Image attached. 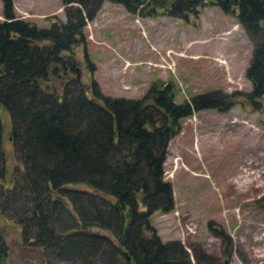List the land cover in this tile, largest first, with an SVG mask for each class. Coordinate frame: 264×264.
Returning a JSON list of instances; mask_svg holds the SVG:
<instances>
[{"label":"trees","instance_id":"trees-1","mask_svg":"<svg viewBox=\"0 0 264 264\" xmlns=\"http://www.w3.org/2000/svg\"><path fill=\"white\" fill-rule=\"evenodd\" d=\"M2 1L0 109L10 116V140L23 166L15 167L12 188L0 183V214L8 210L22 224L24 245L56 260L201 264L181 242H163L151 223L154 212L174 207L163 164L169 141L195 113L227 112L237 103L264 110V0H63L66 21L51 16L48 27L17 18L13 0ZM105 1L131 14L184 20L197 17L202 6L220 7L255 41L246 71L252 90L197 94L178 103L173 83L158 80L145 99L105 96L91 74L84 80L75 51L86 40L87 20ZM2 118L1 180L7 178ZM9 253L0 234V264H8Z\"/></svg>","mask_w":264,"mask_h":264},{"label":"rangeland","instance_id":"rangeland-1","mask_svg":"<svg viewBox=\"0 0 264 264\" xmlns=\"http://www.w3.org/2000/svg\"><path fill=\"white\" fill-rule=\"evenodd\" d=\"M13 8L17 18L42 27L51 16L67 19L63 0H13ZM3 12L0 0V21ZM86 23V40L75 51L84 80L91 74L105 96L140 100L158 80L173 83L178 103L197 94L252 90L246 71L255 41L218 6H202L197 17L184 20L131 14L123 4L105 1ZM0 114L7 155V178L0 183L9 189L15 167L23 164L10 140V116L2 109ZM163 173L172 184L174 207L151 216L163 242H181L194 263L199 256L201 264H264V110L237 103L227 112L205 109L184 119L169 141ZM3 215L8 264H82L24 245L22 224L8 210Z\"/></svg>","mask_w":264,"mask_h":264},{"label":"water","instance_id":"water-1","mask_svg":"<svg viewBox=\"0 0 264 264\" xmlns=\"http://www.w3.org/2000/svg\"><path fill=\"white\" fill-rule=\"evenodd\" d=\"M127 259L130 260V256L127 255Z\"/></svg>","mask_w":264,"mask_h":264}]
</instances>
